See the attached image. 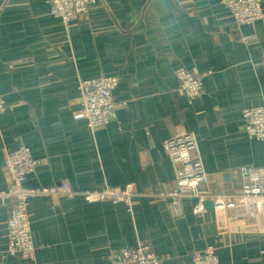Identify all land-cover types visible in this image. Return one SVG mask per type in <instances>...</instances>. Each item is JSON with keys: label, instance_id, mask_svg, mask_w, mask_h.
<instances>
[{"label": "crops", "instance_id": "crops-1", "mask_svg": "<svg viewBox=\"0 0 264 264\" xmlns=\"http://www.w3.org/2000/svg\"><path fill=\"white\" fill-rule=\"evenodd\" d=\"M49 1L0 0V188L9 183L6 152L24 145L39 161L38 183L130 187L134 205L30 201L33 261L5 255L9 208L0 207V264H111L145 241L161 264H191L206 247L219 264H264V220L243 230L220 210L193 214L187 200L178 217L170 213L175 169L161 147L179 127L195 134L209 180L200 189L211 196L236 197L240 169H264V144L237 127L246 107L264 106V0L263 18L241 27L228 8L234 0H98L68 36ZM253 33L259 43L244 45ZM179 68L203 78L192 103L177 92ZM95 76L116 79L118 107L91 131L75 115L80 81Z\"/></svg>", "mask_w": 264, "mask_h": 264}, {"label": "built area", "instance_id": "built-area-1", "mask_svg": "<svg viewBox=\"0 0 264 264\" xmlns=\"http://www.w3.org/2000/svg\"><path fill=\"white\" fill-rule=\"evenodd\" d=\"M97 1L50 0L48 9L58 20L61 35L68 36L71 28L86 20L91 7L97 4ZM228 5L232 21L237 27L254 25L263 18L261 0H234ZM241 42L244 45H256L259 39L254 33L246 34L241 37ZM174 76L178 81V94L188 103L202 95L203 78L195 70L179 68ZM116 86L117 81L112 76H95L81 80L78 85L80 108L75 119L83 121L91 131L112 122L116 118L118 107L113 95ZM5 107V100L0 97V115ZM237 127L249 138L264 144V106L246 107L241 113V121ZM161 147L175 169V187L165 195L173 216H179L183 210L182 201L187 200L193 214L205 213L208 203H212L213 210L222 211L227 215L228 221H236L243 230L249 229L250 219L256 222L264 220V169L242 167L239 172L244 181L236 197L211 196L207 191L200 189L201 185L207 184L209 180L208 173L201 163L195 134L184 127H179L177 134L164 140ZM38 165L39 161L24 145L6 152L4 157L3 168L9 183L5 188H0V207L9 208L5 220L6 256L19 257L26 261L35 259L31 220L27 213L32 200L62 196L70 201L84 198L90 202H110L116 206L123 205L129 210L134 205V195L130 187L108 185L102 190H77L72 189L64 180L55 185L38 183ZM217 233L222 236L228 232L225 227H217ZM190 260L191 264H219L216 250L212 247L192 252ZM111 264H161V262L154 252L152 243L145 241L120 250L113 257Z\"/></svg>", "mask_w": 264, "mask_h": 264}, {"label": "water", "instance_id": "water-1", "mask_svg": "<svg viewBox=\"0 0 264 264\" xmlns=\"http://www.w3.org/2000/svg\"><path fill=\"white\" fill-rule=\"evenodd\" d=\"M208 207H209L210 210L214 209L212 203H208Z\"/></svg>", "mask_w": 264, "mask_h": 264}, {"label": "trees", "instance_id": "trees-1", "mask_svg": "<svg viewBox=\"0 0 264 264\" xmlns=\"http://www.w3.org/2000/svg\"><path fill=\"white\" fill-rule=\"evenodd\" d=\"M50 10V9H49Z\"/></svg>", "mask_w": 264, "mask_h": 264}]
</instances>
